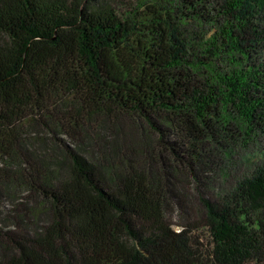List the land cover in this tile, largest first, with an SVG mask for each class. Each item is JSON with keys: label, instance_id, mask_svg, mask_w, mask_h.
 I'll return each mask as SVG.
<instances>
[{"label": "trees", "instance_id": "1", "mask_svg": "<svg viewBox=\"0 0 264 264\" xmlns=\"http://www.w3.org/2000/svg\"><path fill=\"white\" fill-rule=\"evenodd\" d=\"M125 7L0 0V264H264V0Z\"/></svg>", "mask_w": 264, "mask_h": 264}, {"label": "rangeland", "instance_id": "2", "mask_svg": "<svg viewBox=\"0 0 264 264\" xmlns=\"http://www.w3.org/2000/svg\"><path fill=\"white\" fill-rule=\"evenodd\" d=\"M113 3L116 4V7L120 9H125L127 5H131L134 0H111ZM213 6H218L222 0H211ZM194 26V27H193ZM188 26V29L193 30L195 28V24ZM261 150H264V139L259 142L258 147H250L249 150L240 146H237L235 148L233 157L231 160L227 161V168H226V174L221 178H216L217 180L214 182L212 186V193L219 192L221 188H229L240 179L241 176L250 174L253 166L255 163L261 164L263 162L264 154L261 152ZM255 152V154H253ZM263 157V158H262ZM20 194L17 196L18 200H13L11 197L7 198L5 200V204L10 206V209H13L14 205L17 204L20 201ZM27 204H33L32 200H27ZM4 207L0 208V227H6L8 224H12V221L7 218V213ZM170 218L173 222V227L175 229H181V223L185 221V219L180 216V213L177 211H174L169 214ZM195 217V216H194ZM204 242L206 241V235L203 231L202 234Z\"/></svg>", "mask_w": 264, "mask_h": 264}]
</instances>
